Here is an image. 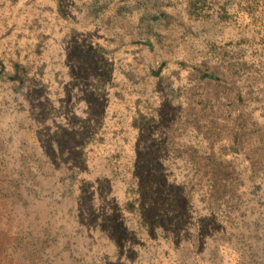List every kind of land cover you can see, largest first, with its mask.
Wrapping results in <instances>:
<instances>
[{
  "label": "rangeland",
  "instance_id": "obj_1",
  "mask_svg": "<svg viewBox=\"0 0 264 264\" xmlns=\"http://www.w3.org/2000/svg\"><path fill=\"white\" fill-rule=\"evenodd\" d=\"M209 1L0 0V264H264V56Z\"/></svg>",
  "mask_w": 264,
  "mask_h": 264
},
{
  "label": "trees",
  "instance_id": "obj_2",
  "mask_svg": "<svg viewBox=\"0 0 264 264\" xmlns=\"http://www.w3.org/2000/svg\"><path fill=\"white\" fill-rule=\"evenodd\" d=\"M233 3L237 5L238 16L242 15L248 20L247 33L251 40L248 41V49L251 50V57L256 59L260 55L264 56V0H235ZM209 4V0H189V12L198 15ZM222 11L227 15L225 7Z\"/></svg>",
  "mask_w": 264,
  "mask_h": 264
}]
</instances>
